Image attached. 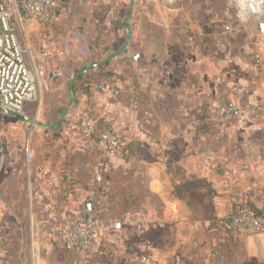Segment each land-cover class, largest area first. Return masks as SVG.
Listing matches in <instances>:
<instances>
[{
    "label": "crops",
    "instance_id": "obj_1",
    "mask_svg": "<svg viewBox=\"0 0 264 264\" xmlns=\"http://www.w3.org/2000/svg\"><path fill=\"white\" fill-rule=\"evenodd\" d=\"M72 3L104 10L101 34L93 32L92 20V57L102 55L101 61L125 47L130 26L129 47L94 68L105 74L104 89L115 82L121 90L113 94L122 97L113 104L111 94L105 91L102 98L101 89L93 88V79L80 91L75 81L77 109L65 123L36 131L47 138L40 147L42 162L32 166L16 157L2 168L0 264L11 262L16 247L23 248L24 264H43L38 249L56 240L66 248L56 227L68 216L85 219L87 202L94 204L91 219L97 223L91 264H100L97 253L111 249L126 254L117 256V264H240L236 203L249 202L264 216V128L235 119L215 122L211 115L223 101L264 99V65L257 62L262 56L248 48L228 51L220 34L234 37L233 23L218 30L235 17L219 10L215 0H65L55 19L30 22L43 32L42 51H50L44 63L51 72L57 69L54 61L67 56L53 24ZM112 72L118 79L107 81ZM80 113L108 120L130 152L110 156L100 146L86 148L73 128ZM118 167L124 196L135 193L136 205L122 215L121 230L110 225L103 232L97 216L110 215L104 192ZM134 238L138 253L128 250ZM227 243L232 257L219 250ZM248 248L253 251L251 241ZM67 264H80V257Z\"/></svg>",
    "mask_w": 264,
    "mask_h": 264
},
{
    "label": "rangeland",
    "instance_id": "obj_2",
    "mask_svg": "<svg viewBox=\"0 0 264 264\" xmlns=\"http://www.w3.org/2000/svg\"><path fill=\"white\" fill-rule=\"evenodd\" d=\"M215 1H218L220 3L218 4L219 10H224V12L233 14L235 17V20H233L232 22L230 20L225 19L223 21V24L221 23L220 30H218L222 33L224 25H231V23H233L231 26V30L233 33H235L234 37L230 35L226 36L225 34H227L228 32H224L222 35L220 34V36L223 37L224 42L228 44V51L236 53L238 50L244 48L251 49L255 52H258L262 56L260 64L264 65V35L259 34L260 31L257 28L256 21H251L250 19L246 21H241L237 19L238 17L236 18L237 15L235 11V6L230 0ZM103 11L97 10L96 8L92 12L89 6H86L85 8H79L78 6L72 3L70 10H68L65 14L66 17L59 15V20L56 21L55 24H53V34L55 36V39L60 43V46L67 53V56H65L63 59H54V65L57 66V69L55 70L59 72V78L65 81L66 86L64 88H60V81L58 82V80L54 79L51 80V84L48 89L42 87L38 89L36 97L29 101L27 108L22 113L27 116L31 115L30 117L34 116L33 118H35L38 122L34 123V125L31 126L30 129H27L26 121L19 119L11 114L0 113V171L4 167H9V162H15L16 157L17 159H20L22 163L28 162V164L32 166L41 163L42 148L40 147L44 143L47 144V138L44 139V137H42V135H39V133L36 131L43 130L44 128H52L46 127L45 124L54 125L58 121H60L59 124L65 123V118L67 117V115L71 114L72 112H74L75 109H77L75 106V102L79 103V101L76 99H74V102L69 106V102L71 99L69 83L72 77H74L77 73H79L91 64L100 62L102 59V55L99 57H92V20L95 23L93 32L95 31L96 35L101 34L104 29L102 21L106 19V16L103 14ZM261 15L262 21L264 22V6ZM57 16L58 14L55 17ZM84 19H86L85 22ZM96 20H99L98 23L100 25L95 22ZM31 21L35 20H20L18 18L13 19V23L15 25L16 31L20 37L21 42L28 48V59L30 63L35 66L40 61L37 59L38 55L43 53V37H41L43 32L41 33L42 30L41 28H39L38 25L30 24ZM95 58L98 59L95 60ZM96 67L97 66L92 67L76 80L78 91H80L82 83H85L86 80V82L92 81L93 79V88H95V86H98V88L101 89L100 96H102L103 98L106 91L107 93L111 94L112 97H114L113 104L117 103V100H120V97H122V95H114L113 91H119L121 90V87L119 85H116L115 82H113L114 85L110 83L108 84L107 88L104 89L105 83L102 81V78L103 76H105V74L101 72H94V68ZM46 70L49 73L51 72L47 68ZM110 77H112L113 79L115 78L116 80L118 79L114 72L107 74V81L111 80ZM151 89L152 88L150 87V90ZM149 98L150 97L148 95L147 100ZM263 100L264 99H262V101ZM253 101L259 102L261 100ZM238 103L245 104L242 102ZM68 106L69 110L68 112H66V116L62 118V115L65 113V109ZM114 111L118 112L119 110ZM69 117L72 118L73 116ZM243 122H254V124L260 123V125L264 128V115L254 114V121ZM34 138H36L34 140L35 143H33V148L35 149V152L34 149L31 148V140ZM262 145H264V140L262 141ZM26 150L28 151L25 153ZM31 152L32 156L30 155ZM83 160L85 161V159ZM108 177V191L104 193H106L108 197L107 200L110 215L108 214V218L106 217V215L97 216L98 219L102 221L98 225H100L101 230L103 232H105L106 229L110 231L112 229V226L110 225H113L116 221H123L122 215L126 211L135 209L136 205L135 193H132L134 197H132L131 199H127L124 196L125 185L123 184L124 180L121 176V168L118 167L117 169H113L109 173ZM133 185L134 184H132V186ZM122 226L124 227L125 224L122 223ZM121 229L122 228H119L118 230ZM236 237H238L240 241V264H264V232L258 235L249 231L239 229V231L237 232V236L235 234V241L237 239ZM226 240L230 239L226 238ZM56 241L52 246H49L48 249H38L39 256H36V258H39L41 256L43 264H67L68 261L74 259V255H77L73 254L71 250L70 252L69 249L63 248L58 244L59 242ZM99 241L103 243L101 240ZM249 241L253 243V251H250L248 248ZM134 245L135 238L132 240V243L129 246L130 248H128V250L133 253H135L136 251ZM234 248L236 254V243ZM113 250L114 249H111V252L109 254L104 253V251L97 253L96 259H100V264H117V256L126 257L125 252L120 254L118 252L119 249L117 252H113ZM219 250L221 252L224 251V253L228 257H232V246L230 243L223 244L221 248L219 247ZM19 251V247H16L13 250V258H11V262H9L8 264H24L22 262L24 256L23 248L20 252ZM136 253L138 252L136 251ZM17 256H19L21 259L18 260ZM5 260L10 261L9 258H6Z\"/></svg>",
    "mask_w": 264,
    "mask_h": 264
},
{
    "label": "built area",
    "instance_id": "obj_3",
    "mask_svg": "<svg viewBox=\"0 0 264 264\" xmlns=\"http://www.w3.org/2000/svg\"><path fill=\"white\" fill-rule=\"evenodd\" d=\"M235 6L239 20L254 19L255 13L263 10L264 0H230ZM65 0H0V112L23 113L28 101L36 97L40 87L48 89L51 80L59 77L58 71L48 72L45 59L50 51L45 50L35 66L28 59V48L21 42L13 19H33L38 23L51 21L61 10ZM261 57H257V62ZM254 114L264 115V100L239 104L236 101H223L217 104L211 115L215 122L227 120L254 121ZM73 128L84 141L86 148L94 145L102 147L110 156L128 154L120 135L106 122L96 116L80 113ZM31 126L28 125L27 129ZM32 156V152L30 153ZM237 225L240 230L262 234L264 217L249 205L237 208ZM116 229L122 228V221H116ZM34 234L37 226L33 224ZM97 223L78 216H68L56 227L55 235L64 246L80 257V264H91L93 240ZM146 258H144L145 260Z\"/></svg>",
    "mask_w": 264,
    "mask_h": 264
},
{
    "label": "water",
    "instance_id": "obj_4",
    "mask_svg": "<svg viewBox=\"0 0 264 264\" xmlns=\"http://www.w3.org/2000/svg\"><path fill=\"white\" fill-rule=\"evenodd\" d=\"M86 1V0H84ZM176 0H165L166 3H174ZM254 20H256L258 22V28L260 31H264V22L262 21V15L260 13H255L254 14ZM126 31H127V40H126V44H125V47L113 54H110L108 57H106L105 59H103L102 61L98 62V63H94V64H91L89 66H87L86 68H84L82 71H80L79 73H77L74 77H72L71 81H70V94H71V99H70V102H69V106L74 102V99H75V81L81 76L83 75L85 72H87L89 69H91L92 67L94 66H101L103 64H105L107 61H109L110 59H112L113 57L121 54L127 47H129V44H130V36H131V28L129 25H127L126 27ZM137 56H134V58H136ZM69 106L65 109V113L62 115V118H64L66 116V112H68L69 110ZM11 115L19 118V119H22L26 122H29V123H38L36 121L35 118L33 117H29L25 114H22V113H16V112H10ZM60 121H58L59 123ZM57 123V124H58ZM39 124H42V123H39ZM57 124H54V125H48V124H45L46 127H55ZM86 216H85V219L86 220H91L92 216H93V213H94V204L93 202H87L86 203Z\"/></svg>",
    "mask_w": 264,
    "mask_h": 264
},
{
    "label": "trees",
    "instance_id": "obj_5",
    "mask_svg": "<svg viewBox=\"0 0 264 264\" xmlns=\"http://www.w3.org/2000/svg\"><path fill=\"white\" fill-rule=\"evenodd\" d=\"M101 122H102V121H101ZM124 146H126V145H124ZM126 148H128V147H126ZM240 205H249V206L253 207V208L255 209V211H256L259 215H261L262 217H264V216H263V215L257 210V208H256L255 206L251 205V203H249V202L236 203L237 208H238V206H240Z\"/></svg>",
    "mask_w": 264,
    "mask_h": 264
}]
</instances>
